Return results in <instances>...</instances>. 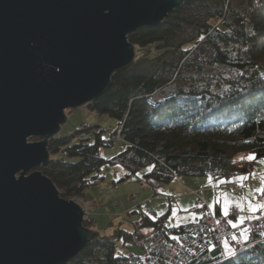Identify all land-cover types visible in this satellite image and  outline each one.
Here are the masks:
<instances>
[{"label":"trees","instance_id":"trees-1","mask_svg":"<svg viewBox=\"0 0 264 264\" xmlns=\"http://www.w3.org/2000/svg\"><path fill=\"white\" fill-rule=\"evenodd\" d=\"M127 39L135 48L134 61L114 72L105 92L84 106L115 120L117 125L108 128L121 129L125 142L119 153L104 159L100 150L110 147L104 145L108 128L92 125L93 137L51 138L49 161L39 170L60 196L85 198L103 179L106 162L124 167L125 179L150 167L143 177L165 184L174 174L225 181L250 174L253 162L264 159V0H188L157 26L142 27ZM210 63L229 69L230 77L215 76L214 87L185 74L204 73ZM171 82L176 85L172 98L157 107L148 101ZM249 154L256 159L239 158ZM166 220V214L142 215L133 231L100 235L68 264H117L113 239L139 246L146 236L139 233L142 228L170 236ZM93 223L84 220L83 226L90 229ZM262 233L264 225L240 252L196 264H264Z\"/></svg>","mask_w":264,"mask_h":264},{"label":"water","instance_id":"water-1","mask_svg":"<svg viewBox=\"0 0 264 264\" xmlns=\"http://www.w3.org/2000/svg\"><path fill=\"white\" fill-rule=\"evenodd\" d=\"M187 1L0 0V264H68L100 236L39 170L49 140L134 61L128 35Z\"/></svg>","mask_w":264,"mask_h":264},{"label":"rangeland","instance_id":"rangeland-1","mask_svg":"<svg viewBox=\"0 0 264 264\" xmlns=\"http://www.w3.org/2000/svg\"><path fill=\"white\" fill-rule=\"evenodd\" d=\"M187 36H189V33H184L183 37ZM217 70V68H208L204 73L187 71L185 74L195 76L205 82L208 81L215 87L219 83L215 76L228 78L231 75L229 69H223V75ZM65 116L66 121L60 126L58 132L60 136H67L69 131L74 130L76 126L78 127L84 122L101 128H114L117 125L116 121L107 115L99 116L85 107L68 109L65 111ZM38 140L39 138H30L29 142ZM122 144V142H117L111 147L102 148L100 150L101 157L111 159L119 153ZM247 156L241 155L239 158L242 159ZM261 161H264V159L253 162V169L250 174L240 175L228 181L214 179L211 176H178L167 184L145 179L143 176L149 172L150 167H146L136 175L125 179L127 171L124 167L106 162L100 172V177L103 179L86 191L87 198H85L91 201V207L88 208V219L94 221L90 230L100 235H111L115 229H124L131 232L134 230V226H137L136 222L142 215L155 219L166 214V224L169 230L173 226L192 223L197 220L195 213L196 198L190 191L196 189L205 190L206 202L208 206L211 205L210 208L215 215L220 217L229 227H235L243 220L244 216L241 213L243 210L247 212L249 218H253L264 211V209L254 213L249 211L250 203L264 204V199L258 201L255 197V195H261L264 198V194L256 192L257 188L264 187V163H261ZM244 183L246 185L242 190L239 192L233 191V184L241 187ZM134 195H137L136 199L133 198ZM166 196L174 197L175 201L165 200ZM225 201L229 202L227 204V214H225ZM150 210H153V213H150ZM153 232V229L149 228L139 230V233L146 236ZM117 245L125 253H132L135 256L144 255L140 246L123 245L120 240ZM226 246L227 244L224 242V253L229 255L226 252Z\"/></svg>","mask_w":264,"mask_h":264},{"label":"built area","instance_id":"built-area-1","mask_svg":"<svg viewBox=\"0 0 264 264\" xmlns=\"http://www.w3.org/2000/svg\"><path fill=\"white\" fill-rule=\"evenodd\" d=\"M207 67L218 69L212 63L207 64ZM223 69L218 70L223 73ZM175 94L176 85L174 82H171L164 88L148 96V101L157 107L172 98ZM95 134L96 130L93 126L86 122L78 127L76 126L74 130L68 133L69 136L78 135L79 137H93ZM104 136V145L106 146L111 147L117 142H125L121 129L114 132L112 128H108ZM60 156H65V152H62ZM174 176L178 177L175 174ZM245 185L244 183L241 187H237L233 184L232 189L235 192H239ZM190 193L196 198V221L180 226H173L169 232L170 236H167L162 231H154L143 237L139 242V246L144 252L142 256L125 253L123 249L118 248L117 264H196L199 259L204 257L214 258L221 256L225 259L229 255L224 253V242L230 248L231 253L236 254L244 249L249 242L251 234L259 231L264 225V211L253 218H249L247 212L243 210L241 212L244 216L243 222H240L235 227H229L208 206L205 199V190L196 189L190 191ZM255 197L258 201H263L264 199L261 195H255ZM133 198L136 199L137 195H134ZM71 199L80 205L84 212V220H87L89 217L88 208L91 207V201L80 196H75ZM165 200L174 202L175 198L166 196ZM150 213H153V210H150ZM245 230L247 231L245 232ZM242 233L247 236L246 240L242 238ZM112 242L117 244L116 239H113Z\"/></svg>","mask_w":264,"mask_h":264},{"label":"snow or ice","instance_id":"snow-or-ice-1","mask_svg":"<svg viewBox=\"0 0 264 264\" xmlns=\"http://www.w3.org/2000/svg\"><path fill=\"white\" fill-rule=\"evenodd\" d=\"M246 159L248 160V161H253V160H255L256 159V157L253 155V154H249L247 157H246ZM261 163H264V161H261ZM154 167V166H153ZM151 170V168H149V171ZM209 179H211V178H209ZM237 179H241V178H237ZM244 179H246V178H244ZM256 192L257 193H260V194H264V187H261V188H257L256 189ZM229 202L228 201H225V205H226V207H225V214H227V204H228ZM209 207H211V205H209ZM261 209H264V204H249V211L250 212H256V211H258V210H261ZM233 215H235V213H233ZM243 221L241 220V223H242ZM233 226H235V224H233ZM247 230H245V232H246ZM262 235H264V233H262ZM242 238L243 239H247V236L245 235V234H243L242 233ZM226 252H227V254H229V255H231L232 253H231V250H230V248H228L227 246H226Z\"/></svg>","mask_w":264,"mask_h":264}]
</instances>
